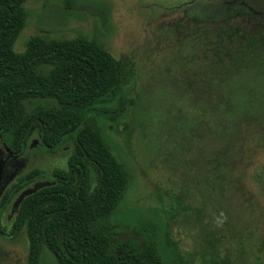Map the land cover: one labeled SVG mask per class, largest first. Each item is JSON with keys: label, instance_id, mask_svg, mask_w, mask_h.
<instances>
[{"label": "rangeland", "instance_id": "374dc122", "mask_svg": "<svg viewBox=\"0 0 264 264\" xmlns=\"http://www.w3.org/2000/svg\"><path fill=\"white\" fill-rule=\"evenodd\" d=\"M23 7L14 53L22 54L35 35L82 37L111 53L123 69L120 88L108 102L122 99L124 111L114 120L91 119L126 176L122 199L109 217L118 227L114 236L141 240L151 234L164 264H264V112L233 140L210 148L201 140H181L175 128L183 114L199 107L179 90L197 53L196 40L215 36L221 47L264 55V0H26ZM63 8L66 15L55 14ZM240 78L254 90L261 81ZM1 137L0 199L32 169H65L72 152L67 139L46 153L32 134L13 155ZM40 182L49 181L22 190ZM13 201L0 209V264L27 262L25 230L8 236ZM38 263L56 264L46 248Z\"/></svg>", "mask_w": 264, "mask_h": 264}, {"label": "trees", "instance_id": "16d2710c", "mask_svg": "<svg viewBox=\"0 0 264 264\" xmlns=\"http://www.w3.org/2000/svg\"><path fill=\"white\" fill-rule=\"evenodd\" d=\"M25 1L0 0L1 138L13 155L23 151L32 134L46 153L67 139L72 152L65 169H32L3 192L0 209L34 181H49L22 199L8 236L25 230L26 264H39L43 248L56 264H164L151 234L144 233L141 240L119 239L114 236L118 227L109 221L122 199L126 176L91 119L114 120L124 111L122 99L113 106L108 102L120 88L121 65L82 37L35 35L22 54L14 53L11 45L24 23ZM63 9L55 14L66 15ZM219 39L196 40L197 53L179 90L199 107L177 118L175 127L181 140L189 138L192 145L201 140L208 148L233 140L240 127L264 112V55L254 48L240 52L221 47ZM248 75L261 79L257 90L241 80Z\"/></svg>", "mask_w": 264, "mask_h": 264}, {"label": "water", "instance_id": "95a60500", "mask_svg": "<svg viewBox=\"0 0 264 264\" xmlns=\"http://www.w3.org/2000/svg\"><path fill=\"white\" fill-rule=\"evenodd\" d=\"M6 150H7V148H6ZM8 151V150H7ZM9 152V151H8ZM10 153V152H9ZM49 184V182H40V183H38V184H35L33 187H32V189H24V190H22L18 195H17V197L15 198V200L13 201V203H12V207H11V210L13 211V212H15L16 210H17V208H18V206H19V204H20V202L22 201V199L26 196V195H28V194H30V193H32V192H34L35 190H37V189H39V188H41V187H43V186H46V185H48Z\"/></svg>", "mask_w": 264, "mask_h": 264}]
</instances>
